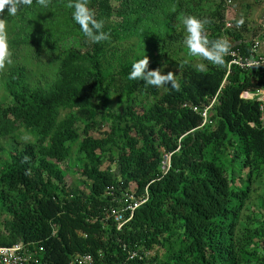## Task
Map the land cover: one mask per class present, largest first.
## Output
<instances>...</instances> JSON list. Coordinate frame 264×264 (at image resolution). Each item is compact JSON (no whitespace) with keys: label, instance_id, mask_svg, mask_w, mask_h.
Wrapping results in <instances>:
<instances>
[{"label":"trees","instance_id":"16d2710c","mask_svg":"<svg viewBox=\"0 0 264 264\" xmlns=\"http://www.w3.org/2000/svg\"><path fill=\"white\" fill-rule=\"evenodd\" d=\"M226 1L89 0L109 34L99 43L83 35L69 0L5 10L12 63L0 71L9 99L0 140L13 149L0 161V246L33 243L36 264L82 254L95 264H264V98H240L264 91V68L230 66L224 78L227 56L217 66L184 44L182 16L206 15L209 39L248 55L246 23L223 29ZM145 55L150 70L174 65L179 90L128 79ZM72 148L70 189L57 167ZM122 193L146 201L116 230L110 208Z\"/></svg>","mask_w":264,"mask_h":264},{"label":"clouds","instance_id":"9594fccd","mask_svg":"<svg viewBox=\"0 0 264 264\" xmlns=\"http://www.w3.org/2000/svg\"><path fill=\"white\" fill-rule=\"evenodd\" d=\"M36 3L42 7H48L50 0H36ZM32 4L33 0H0V16H3L6 9L7 16H16L22 8L30 7ZM67 7L74 9L72 12V18L75 23L80 26V30L82 31L83 35L89 41L93 43H99L109 39V34L103 31L104 21L96 19L95 11L89 7V0H69ZM244 22V19L241 18L236 22V27L243 26ZM209 23L210 21L207 18L200 19L194 15L182 16V24L186 33L184 37V44L187 47L188 54L190 56L200 57L202 60L217 66H224V58L228 55H234V53L231 52V45L227 40L222 38L215 40L209 39L206 32V25ZM6 25L7 19L0 18V71H3L7 64L12 63V53L9 49ZM248 63L250 65L257 64L254 59H250ZM149 64L150 59L147 55H145L142 59L133 61L128 79L142 80L146 86L160 88L170 85L173 89L179 90V85L173 72L170 71L167 74H163L161 68L150 70ZM198 68L203 71L205 69V65L201 63L198 65ZM209 103L210 101L198 113L201 118L199 127L209 122L208 111L213 106V104L206 110V120L204 124H202L203 119L200 115L202 111L209 105Z\"/></svg>","mask_w":264,"mask_h":264},{"label":"built area","instance_id":"2783aa9c","mask_svg":"<svg viewBox=\"0 0 264 264\" xmlns=\"http://www.w3.org/2000/svg\"><path fill=\"white\" fill-rule=\"evenodd\" d=\"M227 4L230 3L229 0L226 1ZM224 30H232L234 32L239 31V27L236 25L231 24L230 22L224 21ZM262 44L259 41H251L248 48V55L241 54L238 50H231L234 55H228V62L226 64V72L224 78L227 76L229 72L230 66H235L239 69L246 70V69H253V68H264V49ZM250 59H254L257 64L250 65L248 61ZM264 75V73H263ZM217 95L210 100L209 105L202 111L200 114L203 121L202 124L205 122L206 117V110L211 107L214 102V99ZM257 95V100L261 101L264 98V91H258L256 93H242V99H252ZM195 110V107H193ZM170 154H165L162 156V160L160 162V172L163 173L168 170L169 168V157ZM125 192V191H124ZM146 201V195L144 194L143 197L137 199L134 197L132 193H122L121 199L118 201V206L116 208H110V216L112 221L115 223L116 230L120 229L121 226L131 219L133 212L137 209L140 205H142ZM33 243H23V242H16L10 246H0V264H36V258L31 252L30 246ZM37 251H41V248H37ZM146 256V253H144ZM140 259L141 256L137 252H127V259ZM66 264H95L92 257L88 254L82 255H75L69 259Z\"/></svg>","mask_w":264,"mask_h":264},{"label":"rangeland","instance_id":"374dc122","mask_svg":"<svg viewBox=\"0 0 264 264\" xmlns=\"http://www.w3.org/2000/svg\"><path fill=\"white\" fill-rule=\"evenodd\" d=\"M260 6L259 0H230V3L227 4L225 2V11H224V18L225 21L230 22L232 19L240 20L241 18L244 19L245 23L248 24L250 21H254V18L252 17L257 7ZM206 18V15L203 16V19ZM248 21V22H247ZM74 46H77L76 42L71 43ZM182 55V54H181ZM192 64L198 68V65L201 64L200 59H194L192 61ZM174 70V65L166 64L162 67L161 71H163V74H167L168 72H172ZM165 87V86H164ZM163 87H160L162 89ZM151 101H144L142 105L147 104ZM0 104L2 107L9 104V99L1 92L0 89ZM32 137L28 136L25 140H31ZM18 143H21L20 138L16 140ZM19 147V144L17 145ZM13 149V144L10 143L8 139H1L0 140V161L4 160L6 158L4 152L11 151ZM74 158V148L71 149V159L68 161H65L62 163L57 169L59 172H61L64 177L66 178L68 184H73L74 180L77 179L76 175L71 173L74 167L73 163ZM105 165V163H104ZM264 181V178H263ZM69 187L70 189L73 188V185ZM264 188V187H263ZM260 193L259 190H254V194L252 195V198L257 196V194ZM3 218L2 215H0V223L1 219ZM0 232H1V226H0Z\"/></svg>","mask_w":264,"mask_h":264},{"label":"crops","instance_id":"0c3cea01","mask_svg":"<svg viewBox=\"0 0 264 264\" xmlns=\"http://www.w3.org/2000/svg\"><path fill=\"white\" fill-rule=\"evenodd\" d=\"M260 6L257 7L253 14L254 21L246 23V27L250 29L249 40L259 41L264 49V0H259ZM262 49V50H263Z\"/></svg>","mask_w":264,"mask_h":264},{"label":"bare ground","instance_id":"6f19581e","mask_svg":"<svg viewBox=\"0 0 264 264\" xmlns=\"http://www.w3.org/2000/svg\"><path fill=\"white\" fill-rule=\"evenodd\" d=\"M254 69H255V68H254ZM263 71H264V70H263ZM167 171H168V170H167ZM135 210H136V209H135ZM135 210H134V211H135ZM126 223H127V222H126ZM123 225H124V224H123ZM119 230H120V229H119ZM140 248H141V247H140ZM142 249H143V248H142ZM144 251H145V250H144ZM140 252H141V251H140ZM137 253H138V250H137ZM148 255H149V254H148Z\"/></svg>","mask_w":264,"mask_h":264}]
</instances>
